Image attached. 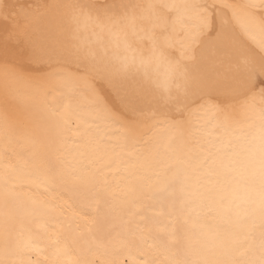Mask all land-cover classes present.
Segmentation results:
<instances>
[{
  "label": "bare ground",
  "instance_id": "bare-ground-1",
  "mask_svg": "<svg viewBox=\"0 0 264 264\" xmlns=\"http://www.w3.org/2000/svg\"><path fill=\"white\" fill-rule=\"evenodd\" d=\"M0 264H264V0H0Z\"/></svg>",
  "mask_w": 264,
  "mask_h": 264
}]
</instances>
